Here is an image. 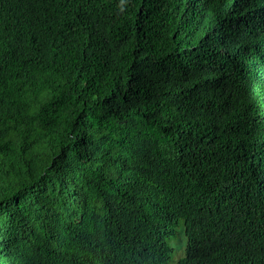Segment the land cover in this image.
Returning <instances> with one entry per match:
<instances>
[{
  "label": "trees",
  "instance_id": "1",
  "mask_svg": "<svg viewBox=\"0 0 264 264\" xmlns=\"http://www.w3.org/2000/svg\"><path fill=\"white\" fill-rule=\"evenodd\" d=\"M181 222L176 264H264V0H0V264H168Z\"/></svg>",
  "mask_w": 264,
  "mask_h": 264
},
{
  "label": "rangeland",
  "instance_id": "2",
  "mask_svg": "<svg viewBox=\"0 0 264 264\" xmlns=\"http://www.w3.org/2000/svg\"><path fill=\"white\" fill-rule=\"evenodd\" d=\"M140 98L142 99L143 95L142 97L140 96ZM184 231H185V228H184L183 222H181L177 228V232L179 233L178 236L170 240V243L175 248V251L173 252L172 259L169 261L168 264H176L178 259L185 256L184 249L186 246L187 238L185 237Z\"/></svg>",
  "mask_w": 264,
  "mask_h": 264
}]
</instances>
